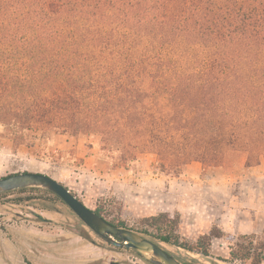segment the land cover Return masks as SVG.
Returning a JSON list of instances; mask_svg holds the SVG:
<instances>
[{"label":"trees","instance_id":"16d2710c","mask_svg":"<svg viewBox=\"0 0 264 264\" xmlns=\"http://www.w3.org/2000/svg\"><path fill=\"white\" fill-rule=\"evenodd\" d=\"M0 128L15 150L30 132L97 135L123 166L153 154L174 173L259 158L264 0H0ZM180 224L167 212L130 230L205 258L234 241L230 262H264V233L214 226L192 244Z\"/></svg>","mask_w":264,"mask_h":264},{"label":"rangeland","instance_id":"374dc122","mask_svg":"<svg viewBox=\"0 0 264 264\" xmlns=\"http://www.w3.org/2000/svg\"><path fill=\"white\" fill-rule=\"evenodd\" d=\"M1 133L2 128L0 179L23 172L48 175L66 186L88 208L95 212L102 210L107 221L126 229L136 228L140 219L150 216L131 206L139 202L151 205L153 187L148 180L151 175L162 176L164 186L184 175L182 180L188 183L232 182L239 188L244 183L256 182L255 178L260 177L252 173L264 164V155L249 158L245 153H229L219 167H205L194 162L174 173L164 169L153 154H145L123 166L100 152L97 135L74 139L54 131L30 132L26 145L15 150L13 142ZM127 171L134 177L128 179L126 186L120 183L125 181L123 174ZM129 185L134 194L126 193ZM138 191L143 194L141 201L137 198ZM179 233L192 244L198 239L182 235L181 228ZM230 243L235 244L234 241ZM160 244L183 264H249L230 262L227 245L219 246L217 241L212 243L209 258ZM0 264L150 263L132 250L120 249L101 240L53 194L28 189L0 197Z\"/></svg>","mask_w":264,"mask_h":264},{"label":"crops","instance_id":"0c3cea01","mask_svg":"<svg viewBox=\"0 0 264 264\" xmlns=\"http://www.w3.org/2000/svg\"><path fill=\"white\" fill-rule=\"evenodd\" d=\"M262 166L264 168V164H261ZM259 168H253L252 174H258L260 178L254 176L256 182L244 183L239 188L232 182L188 183L182 180L184 175L169 181L168 184L165 183L164 186L162 176L151 175L148 179L150 186L153 187L151 205H140L139 202L131 208L142 210L143 214L147 213L150 216L167 212L178 213L181 217V234L186 237L199 238L207 235L214 226L235 237L252 234L259 236L264 233V169ZM125 174H123V177H126L125 181L120 184L127 186L128 179L133 178L134 174L129 171ZM128 188L129 191L126 193L134 194L130 185ZM141 191H138L139 196L135 195L139 201L143 198ZM149 211L152 213H148ZM223 240L214 239L212 243L215 244L217 241L219 246L227 245L230 256L233 244Z\"/></svg>","mask_w":264,"mask_h":264},{"label":"water","instance_id":"95a60500","mask_svg":"<svg viewBox=\"0 0 264 264\" xmlns=\"http://www.w3.org/2000/svg\"><path fill=\"white\" fill-rule=\"evenodd\" d=\"M20 189H40L55 194L99 237L116 247L134 250L150 264H183L161 244L107 221L88 208L66 186L48 175L23 172L0 179V195Z\"/></svg>","mask_w":264,"mask_h":264},{"label":"flooded vegetation","instance_id":"af4514ba","mask_svg":"<svg viewBox=\"0 0 264 264\" xmlns=\"http://www.w3.org/2000/svg\"><path fill=\"white\" fill-rule=\"evenodd\" d=\"M21 190H28V189H20V190H16V191H12V192H9V193H5V194H2V195H0V197L1 196H3V195H7V194H11V193H14V192H22ZM38 190H40V189H38ZM46 191V190H45ZM48 193H51V192H49V191H47ZM51 194H53V193H51ZM55 197H58V196H56L55 194H53ZM59 198V197H58ZM60 199V198H59ZM60 201L79 219V220H81L61 199H60ZM82 221V220H81ZM83 222V221H82ZM83 224H84V222H83ZM85 225V224H84ZM86 226V225H85ZM87 227V226H86ZM88 228V227H87ZM121 228V227H120ZM89 229V228H88ZM126 229V228H125ZM92 231V230H91ZM93 232V231H92ZM94 233V232H93ZM95 234V233H94ZM97 237H99L97 234H95ZM101 240H103L104 242H106L103 238H101V237H99ZM107 244H109L108 242H106ZM159 244V243H158ZM111 245V244H110ZM112 246H114V245H112ZM114 247H116V246H114ZM117 248H119V247H117ZM120 249H126V248H120ZM128 250H132V249H128ZM132 251H134V250H132ZM168 251V250H167ZM135 252V251H134ZM169 252V251H168ZM136 253V252H135ZM137 254V253H136ZM138 256H139V254H137ZM139 257H141V256H139ZM142 258V257H141ZM143 259V258H142ZM145 260V259H144ZM146 261V260H145ZM149 263V262H148Z\"/></svg>","mask_w":264,"mask_h":264}]
</instances>
